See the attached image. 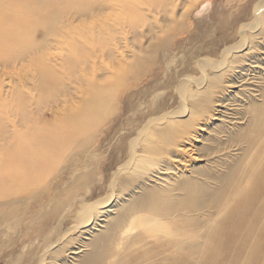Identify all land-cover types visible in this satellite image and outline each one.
I'll list each match as a JSON object with an SVG mask.
<instances>
[{"label":"bare ground","instance_id":"obj_1","mask_svg":"<svg viewBox=\"0 0 264 264\" xmlns=\"http://www.w3.org/2000/svg\"><path fill=\"white\" fill-rule=\"evenodd\" d=\"M197 1L0 0V80L15 82L0 84V237L43 195L27 189L43 168L96 161L126 74L158 55L165 66L116 139L126 161L110 195L83 205L77 237L34 243L12 264H264V17L219 60L200 61V47L177 65L171 40ZM46 106L54 121L38 119ZM77 166L72 192L93 182Z\"/></svg>","mask_w":264,"mask_h":264},{"label":"rangeland","instance_id":"obj_2","mask_svg":"<svg viewBox=\"0 0 264 264\" xmlns=\"http://www.w3.org/2000/svg\"><path fill=\"white\" fill-rule=\"evenodd\" d=\"M263 2L264 0H198L192 7H189L190 12L187 16L188 18L185 19L183 31L171 40L172 47L176 50L173 54H176L177 65L184 61V57L187 56L185 54L200 47L204 48L202 55L198 57L200 61L215 62L219 60L223 49L241 43V31L244 29V25L252 27L253 24L258 25L261 22L264 17V5L260 9L259 18L254 15L255 8ZM245 31L246 35L249 36L256 34L260 30L258 27L257 29ZM144 41L143 44H145ZM128 43V51L135 53L136 51L131 48L132 42L128 41ZM205 51H210L212 56H207ZM118 52L119 55H125V53H122L123 49L119 48ZM57 53L60 55L59 50ZM143 57H145L146 61L147 56L144 55ZM131 59H128L129 63L134 61ZM100 62H102L100 59L97 60V66ZM102 64L110 71V62L103 61ZM142 69L143 73L138 78L135 76L138 71L126 74L124 77V87L116 95L115 112L120 115L117 117L114 113H111L104 123L97 126L98 130L96 132L101 129V133L97 135L94 143L98 154L96 161L85 163L84 156H86V153L78 154L80 162L77 165H88V172L93 171V178L91 177L93 182L89 186L81 185L76 191H71V187L74 184L73 179H71V171L78 166L71 163L68 155L61 158L59 164L53 167L49 164L47 168H43L39 174L38 182L27 187L32 193L42 192L43 195L31 202L24 209V212L21 211L19 214L20 224L16 225L13 228L14 230H9L4 236L0 237V264H12L23 253L29 254L28 252L34 243L35 247L43 249L47 241L55 242L68 229H70V232H68L67 236L77 237L79 233L74 226L82 217L83 205L86 206L88 203L105 199L110 195L111 189L109 186L112 175L126 161L124 158L122 159L124 153H118L119 145L116 139L127 119L130 118L131 110L134 111L138 103L148 94V92L144 93L145 90L147 88L153 89L157 83L164 81L165 66L159 55L152 57ZM198 76V74H193L192 78H197ZM1 79L3 82L0 80V84L2 83L6 90L15 85V82L12 85L10 78L3 77ZM26 83H28V80ZM156 88H160L161 90L159 89V91L164 93L166 97L169 88H163L161 85ZM148 99L149 97L145 98V103H147ZM62 109L66 110L67 108L62 107ZM11 110L12 107H6L5 113L10 115ZM38 119L41 122L54 121L56 119L55 109L46 106ZM8 120L14 122L13 117ZM106 127L107 131L104 132ZM197 143L201 145L199 139ZM191 149L188 146L185 151H190ZM186 165L189 166L191 163ZM81 180L84 183L83 178ZM86 186L90 187L91 195L88 198L79 197V201L78 199L76 200V196H82L85 193ZM58 197H60V200H57ZM69 207L70 209L68 210ZM14 218L16 219L17 217L15 216ZM12 223L15 224V221H12ZM41 230H43V233ZM42 234H44L43 236L46 234L51 236L49 235L47 239H43ZM24 246L25 249H23Z\"/></svg>","mask_w":264,"mask_h":264}]
</instances>
